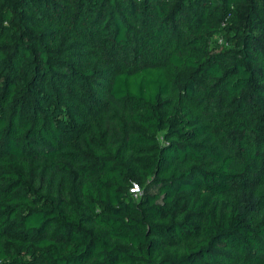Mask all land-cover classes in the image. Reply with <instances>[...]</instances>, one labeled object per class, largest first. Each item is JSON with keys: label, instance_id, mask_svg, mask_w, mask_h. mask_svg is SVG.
Listing matches in <instances>:
<instances>
[{"label": "trees", "instance_id": "16d2710c", "mask_svg": "<svg viewBox=\"0 0 264 264\" xmlns=\"http://www.w3.org/2000/svg\"><path fill=\"white\" fill-rule=\"evenodd\" d=\"M0 264H264V0H0Z\"/></svg>", "mask_w": 264, "mask_h": 264}, {"label": "built area", "instance_id": "2783aa9c", "mask_svg": "<svg viewBox=\"0 0 264 264\" xmlns=\"http://www.w3.org/2000/svg\"><path fill=\"white\" fill-rule=\"evenodd\" d=\"M131 191L133 192V195H134L135 197H138V196L140 195V193H139V189L136 188V187H133V189H132Z\"/></svg>", "mask_w": 264, "mask_h": 264}]
</instances>
